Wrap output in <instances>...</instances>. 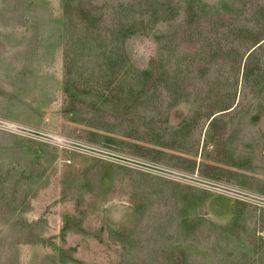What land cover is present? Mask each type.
<instances>
[{
	"label": "rangeland",
	"instance_id": "374dc122",
	"mask_svg": "<svg viewBox=\"0 0 264 264\" xmlns=\"http://www.w3.org/2000/svg\"><path fill=\"white\" fill-rule=\"evenodd\" d=\"M0 264H264V0H0Z\"/></svg>",
	"mask_w": 264,
	"mask_h": 264
}]
</instances>
